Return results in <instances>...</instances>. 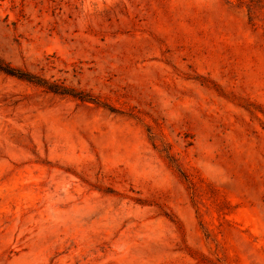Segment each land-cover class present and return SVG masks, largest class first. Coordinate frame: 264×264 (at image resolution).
Listing matches in <instances>:
<instances>
[{
  "label": "rangeland",
  "instance_id": "1",
  "mask_svg": "<svg viewBox=\"0 0 264 264\" xmlns=\"http://www.w3.org/2000/svg\"><path fill=\"white\" fill-rule=\"evenodd\" d=\"M0 264H264V0H0ZM78 94V95H81Z\"/></svg>",
  "mask_w": 264,
  "mask_h": 264
},
{
  "label": "trees",
  "instance_id": "2",
  "mask_svg": "<svg viewBox=\"0 0 264 264\" xmlns=\"http://www.w3.org/2000/svg\"><path fill=\"white\" fill-rule=\"evenodd\" d=\"M0 70L13 75V76H17L19 78L22 79H26L29 80L31 82H36V83H41L42 85H44L47 89L57 92V93H61V94H73L75 96H80L81 98H85V95H82L81 93H72L68 88L62 86V85H58V84H53V83H47L46 81H43V79H40L38 77H36L35 75H31L28 72L22 71L20 69L11 67L9 65H4V64H0ZM81 94V95H78Z\"/></svg>",
  "mask_w": 264,
  "mask_h": 264
}]
</instances>
